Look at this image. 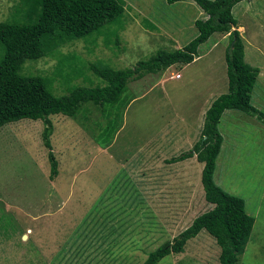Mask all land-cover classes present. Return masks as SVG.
I'll return each instance as SVG.
<instances>
[{"label": "rangeland", "instance_id": "obj_1", "mask_svg": "<svg viewBox=\"0 0 264 264\" xmlns=\"http://www.w3.org/2000/svg\"><path fill=\"white\" fill-rule=\"evenodd\" d=\"M124 2L119 22L70 41L52 56L26 62L21 73L42 77L59 97L80 87H102L105 82L95 76L92 64L134 68L162 50L184 48L199 34L196 21L208 18L191 1ZM19 3L0 0V23L15 19ZM233 14L248 50L246 62L261 69L252 104L264 113V0L241 2ZM229 48V34L215 33L199 47L193 63L131 82L124 107L122 102L106 108L89 103L75 118L51 116L52 152L59 162L54 180L44 123L21 120L3 126L0 264H143L152 251L211 210L201 182L204 165L196 156L169 161L193 149L206 112L228 92ZM177 74L180 79L172 77ZM219 131L224 142L215 181L244 199L256 220L240 264H264V121L229 110ZM152 141V146H164L149 149ZM146 169L150 178L138 171ZM219 256L216 241L203 231L184 253L159 264H220Z\"/></svg>", "mask_w": 264, "mask_h": 264}, {"label": "trees", "instance_id": "obj_2", "mask_svg": "<svg viewBox=\"0 0 264 264\" xmlns=\"http://www.w3.org/2000/svg\"><path fill=\"white\" fill-rule=\"evenodd\" d=\"M189 1L196 3L208 18L196 21L199 34L184 48L173 52L162 50L130 69L115 70L92 64L90 68L96 77L105 82V86L80 87L69 95L59 97L42 77L23 75L24 64L52 56L70 41L85 38L107 25L119 22L125 16V2L20 0L15 8V19L0 23V45L3 48L0 61V129L21 120H41L45 126L44 145L50 150V178L54 180L59 174V162L52 152L54 126L51 116L75 118L82 105L89 103L101 108L115 106L122 102L131 82L147 74L167 71L176 65H189L199 58V47L215 33L229 34L230 48L226 54L228 92L219 96L206 112L201 138L193 149L169 161L181 162L196 156L197 161L204 165L201 182L205 200L213 208L198 216L173 241L152 251L143 264H159L171 254L184 253L188 242L203 231L216 241L220 249V264H240L250 242L255 218L248 214L244 199L227 193L217 185L215 172L224 142L219 124L225 112L239 111L264 121V113L252 104L260 70L245 60V44L233 14L239 3L251 0H167V3L172 5ZM117 116L120 122L121 118ZM118 128L116 124L109 132V138ZM109 138L103 144L109 143ZM141 174L145 176L146 171Z\"/></svg>", "mask_w": 264, "mask_h": 264}, {"label": "crops", "instance_id": "obj_3", "mask_svg": "<svg viewBox=\"0 0 264 264\" xmlns=\"http://www.w3.org/2000/svg\"><path fill=\"white\" fill-rule=\"evenodd\" d=\"M248 52V50L246 49V53ZM249 62V61H248ZM259 70L261 71V69L259 68ZM180 79V78H179ZM163 135V134H162ZM159 139H160V136H159ZM152 143H153V141L152 142H150L149 144H148V146H149V149H153V148H155V147H158L156 150H158V149H160V148H162V146H164V144H159V142H158V144H156V145H154V146H152ZM171 144H172V142H170L169 143V145H168V147H167V150H166V152H168V150H170L171 149ZM177 146V145H176ZM164 148V147H163ZM165 149V148H164ZM148 151V147L146 148V152ZM155 152H157V151H155ZM153 154H151L150 156H152ZM142 160V159H141ZM176 163V162H175ZM164 170V169H163ZM139 172H141V173H143V172H145L146 171V175L145 176H147V177H149L150 178V173H149V171L146 169V170H144V171H142V170H138ZM134 172H136V171H134ZM136 174H138V173H135V175ZM140 175H142V174H140ZM154 191V190H153ZM156 191H158V189L156 190ZM155 192V191H154ZM151 202H153V199L151 200ZM154 203V202H153ZM153 203L151 204V205H153ZM249 214V213H248ZM250 215V214H249ZM252 216V215H251ZM255 222H256V220H255Z\"/></svg>", "mask_w": 264, "mask_h": 264}, {"label": "built area", "instance_id": "obj_4", "mask_svg": "<svg viewBox=\"0 0 264 264\" xmlns=\"http://www.w3.org/2000/svg\"><path fill=\"white\" fill-rule=\"evenodd\" d=\"M172 77H175V78H177V79L181 78L180 74L172 75Z\"/></svg>", "mask_w": 264, "mask_h": 264}]
</instances>
